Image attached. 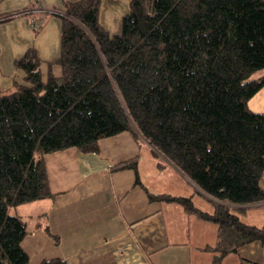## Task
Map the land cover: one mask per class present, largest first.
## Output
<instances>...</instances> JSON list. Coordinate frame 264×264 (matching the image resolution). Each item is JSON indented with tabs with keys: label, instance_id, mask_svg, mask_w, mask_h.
I'll list each match as a JSON object with an SVG mask.
<instances>
[{
	"label": "trees",
	"instance_id": "16d2710c",
	"mask_svg": "<svg viewBox=\"0 0 264 264\" xmlns=\"http://www.w3.org/2000/svg\"><path fill=\"white\" fill-rule=\"evenodd\" d=\"M62 5L0 17L36 8L35 32L49 14L61 21L60 74L49 70L43 80L29 47L14 61L23 83L0 88V264H29L25 221L8 208L53 197L44 155L97 152L99 140L123 131L144 138L213 199L206 212L190 197L147 193L217 225L207 247L215 264L243 244L264 243V225L233 211L264 203V112L248 108L264 85V74L254 77L264 70V0H130L118 33L100 25V0ZM123 168L135 169L136 160L113 167Z\"/></svg>",
	"mask_w": 264,
	"mask_h": 264
},
{
	"label": "crops",
	"instance_id": "0c3cea01",
	"mask_svg": "<svg viewBox=\"0 0 264 264\" xmlns=\"http://www.w3.org/2000/svg\"><path fill=\"white\" fill-rule=\"evenodd\" d=\"M64 1L75 0H0V17L30 5L63 10ZM129 2L100 0V25L118 33ZM34 9L0 21L2 89L23 83L24 72L14 61L29 47L41 59L43 80L49 70L60 74L54 63L60 51V18L45 16L35 32L32 24L39 16ZM262 74L264 70L254 77ZM248 108L264 112V85L248 100ZM125 160H136V168L113 169ZM44 162L53 197L10 206L12 212L8 208L25 221L27 234L21 246L29 264L52 257L67 264H215L216 252L207 247L215 244L217 225L187 213L178 202L151 200L147 193L190 197L206 212H212L213 199L144 138L123 131L99 140L97 152L71 147L45 154ZM259 184L264 190V169ZM233 211L247 224L264 225V203ZM217 264H264V243L243 244Z\"/></svg>",
	"mask_w": 264,
	"mask_h": 264
},
{
	"label": "rangeland",
	"instance_id": "374dc122",
	"mask_svg": "<svg viewBox=\"0 0 264 264\" xmlns=\"http://www.w3.org/2000/svg\"><path fill=\"white\" fill-rule=\"evenodd\" d=\"M11 210H12V207H11ZM10 208H9V211H11ZM12 212V211H11ZM10 213V212H9ZM11 214V213H10Z\"/></svg>",
	"mask_w": 264,
	"mask_h": 264
},
{
	"label": "built area",
	"instance_id": "2783aa9c",
	"mask_svg": "<svg viewBox=\"0 0 264 264\" xmlns=\"http://www.w3.org/2000/svg\"><path fill=\"white\" fill-rule=\"evenodd\" d=\"M35 26L34 23L32 24V27Z\"/></svg>",
	"mask_w": 264,
	"mask_h": 264
}]
</instances>
